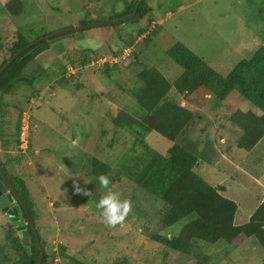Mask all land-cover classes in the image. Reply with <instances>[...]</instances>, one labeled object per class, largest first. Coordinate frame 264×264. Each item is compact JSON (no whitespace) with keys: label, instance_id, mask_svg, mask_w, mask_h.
Instances as JSON below:
<instances>
[{"label":"rangeland","instance_id":"1","mask_svg":"<svg viewBox=\"0 0 264 264\" xmlns=\"http://www.w3.org/2000/svg\"><path fill=\"white\" fill-rule=\"evenodd\" d=\"M147 1L151 11H157V6L161 5L165 13L172 14L162 22V33L154 42L155 53L152 54L150 42L157 26L149 21V16L133 18L135 21L132 19L125 24L72 32L50 42L49 63L45 56L39 62L30 60L22 66L23 81L11 94L6 95L0 89V162L9 178L17 184L21 180L20 188L23 185L28 190L30 212L44 244L46 264H262L264 247H258L254 239H251L254 244L241 237L232 244L218 242L214 245L194 240L185 253L172 251L155 241L154 236L177 237L193 218L167 227L160 215L167 203L168 186L162 184L158 173L154 178L146 173L138 181L154 155L170 160V149L175 143L154 134L149 142L151 146L148 144L150 151H146L141 139L115 126L112 115H127L137 122L145 117L135 101L139 98L140 84L136 76L156 63L154 55L157 59L162 56L174 69L180 70L170 50L177 43H188L201 57L207 56L213 62L225 61L226 72L238 62L252 59L264 44V0ZM137 2L0 0V65L21 45L38 36L122 19ZM182 3L186 10L175 14L176 7ZM144 7L146 9L147 4ZM130 51L131 57L127 56ZM101 60H105V64L100 68L97 62ZM259 69L255 67L254 90L263 74ZM109 78L110 81L117 78L118 84H110ZM123 79L129 85L125 86ZM210 95L214 97L213 93ZM81 100L95 105L93 117L87 118L88 124L76 122V113L80 115L76 105ZM230 101L237 102L244 110L237 111L233 118H241L239 114L260 118L263 115V111L254 108L238 93H232ZM192 123L186 139L198 145L204 161L211 158L212 152L217 157L219 142L223 141L216 139L214 143L203 133L195 136L192 130L196 123ZM78 135L84 136V148H91L90 143H93L92 150L97 156L86 154L99 160L102 175L110 176L108 189L98 182L101 174L95 177L83 168L86 154L82 157L76 149H68L74 147ZM244 135L243 131L229 140V147L242 149L241 145H248L251 140L242 139ZM69 153L71 159L64 156ZM239 153L248 156L247 169L254 172L255 167L256 174L261 172L263 147L254 154ZM81 161L82 169L78 173L76 164ZM202 164L208 163H197L195 172L203 178L209 167ZM68 167H73L72 172ZM231 174L235 180L249 179L237 170H232ZM248 176L257 178L250 172ZM109 190L120 193L122 199H130L132 205L125 220L114 226L103 223L94 207ZM233 193L232 188L231 196ZM259 196L260 191H257L256 197ZM25 224L28 226L27 220ZM9 234L34 244L32 232L28 228L17 230L0 207V262L17 264L23 252L6 238Z\"/></svg>","mask_w":264,"mask_h":264},{"label":"trees","instance_id":"2","mask_svg":"<svg viewBox=\"0 0 264 264\" xmlns=\"http://www.w3.org/2000/svg\"><path fill=\"white\" fill-rule=\"evenodd\" d=\"M144 4H147L146 0L139 6L134 19L150 17L148 5L146 10ZM138 5L139 0L134 9L128 11L124 16L132 14ZM134 19L132 21H135ZM149 21L152 22L151 19ZM41 37L43 36H38L32 41L21 45L18 51ZM60 37L45 41L25 51L0 77V89L6 95L11 94L13 89L23 81L20 72L22 66L48 52L50 42ZM171 51L175 63L184 69V75L173 85L155 66L148 67L137 76L140 83L138 99L145 117L137 122L127 115H123V117H113L112 115L115 126L127 129L135 135L136 139H141L146 151H150L146 137L152 132H157L175 143L170 149L172 155L170 160L159 154L154 155L151 159L152 162H149L150 165L138 177V181L146 173H149L148 177L151 178H154L158 173L162 184L168 186L166 191L168 196L165 198L167 203L164 212L160 215L161 220L167 227H174L188 217L193 218L177 237L154 236V240L172 251L180 253L187 252L194 240H200L211 245L218 242L232 244L242 235L256 237L264 247V202L247 224L243 226L235 224L237 205L224 197L222 193L225 191V187H213L195 172L197 163L207 162L212 164L216 157L215 153L212 152L211 158L204 161L203 152L197 148L198 145L186 139V134L190 130L192 122L196 123L197 116L191 111L179 107L176 101L168 98L174 86L176 89H184L188 92L204 87L213 93L214 100L218 101L226 99L233 92L240 94L254 108L263 111L261 118L253 114H239L238 116L241 118H234V123L245 132V137L242 139L251 140L248 145H241L242 149L251 151L264 136V44L252 59L241 61L227 77L219 75L182 43H177ZM8 61L0 65V70ZM255 67L260 68V74L261 71H263V74L259 79L258 88L254 90L252 84L255 82ZM255 123L257 124L255 125ZM201 142H199V146ZM194 144L196 148H193L192 145ZM85 157L83 166L85 171L95 177L104 173L98 169L100 163L97 158L88 154ZM0 176L2 179L1 172ZM11 182L21 194L22 199L25 200L30 211H32L27 188L23 185L21 188L19 186L20 183L23 184L22 181L18 180L19 184H17L15 180L11 179ZM31 214L33 213L31 212ZM24 216L26 217L25 214ZM28 229L33 235V245H30L26 238L22 239L13 234L6 237L15 249L23 252L17 264H38L40 259V248L29 222ZM46 260L44 259L43 264H46ZM0 264L5 263L1 261Z\"/></svg>","mask_w":264,"mask_h":264},{"label":"crops","instance_id":"3","mask_svg":"<svg viewBox=\"0 0 264 264\" xmlns=\"http://www.w3.org/2000/svg\"><path fill=\"white\" fill-rule=\"evenodd\" d=\"M148 4L149 3L147 1V5ZM151 10H150V19L152 20L154 27L157 26V31L156 33H154V36L150 42V46L153 47V50H152V54H153L154 45H155L154 42L157 38L160 37L162 30H163L162 22L166 20V18L171 17L172 14L165 13L161 5L157 6V11L156 10L151 11ZM185 10H186V5L182 3L176 7L175 14L182 13ZM149 33L150 32H147L146 34H149ZM184 45L187 48H189L192 52H194L199 58H201L208 66L214 69L222 77H227L232 72V70L241 62V61L238 62V64L233 69H230V71L226 72L224 70V68L226 67L225 61L222 60L219 63L213 62V60L209 57L207 58V56L201 57L202 55L199 54L196 50H194V48L188 43H185ZM172 48L170 50H172ZM50 55H51L50 51L40 55L37 58V62H39L40 59L46 56L47 60H49L48 61L49 63L51 61ZM153 57L154 59L156 58V63L152 66H155L163 74V76L167 80L170 81L171 84L174 85L175 82L178 81L184 75V69L181 68L179 65L177 66H179L180 70L174 69V67L169 65L162 56H160L159 59H157V55H154ZM95 77L101 78L96 75ZM108 80L110 84H114V82H117L118 84L117 78H113V81H110L112 80L110 78ZM123 80H124L125 86L129 85L126 79H123ZM136 81H137V76H136ZM16 88L17 86L15 87V89ZM233 93H236V92H233ZM210 94L211 92L208 91L204 87H200L193 92H188V90L179 89V88L176 89V87L174 86L172 90L170 91L168 98L169 100L176 101L179 107L181 108L184 107L186 110L191 111L193 114L197 116L196 124L193 128L194 131L192 130V133L194 132L195 136H199L200 133H203L205 134V137L207 138L209 137L208 139H210L213 142L216 141V139L217 141H220V140L223 141V142H219L218 148H217V145H215V148H217V157L215 161L212 164H202V165H207V167H209V169L207 168L205 169L202 176L213 187H220V186L225 187V191L222 194L224 195L225 198L235 202L237 205V211L235 215V224L237 226H243L250 221L253 214L261 207V205L264 202V179H263L264 165H263V169L261 170L259 174L255 173V167L254 169H252L254 172H251L249 169L246 168V165H245V162L248 159V156H241V154L239 153V152H244V151L237 147H229L230 144L228 143V141L233 140L235 136H238L239 134L243 132V130L237 124L234 123L233 116L237 111L244 112V110L239 108L237 102L230 101L232 93L226 99L220 100V101L214 100V97L211 98L212 96ZM128 99L131 105V97L128 96ZM135 101H136V104L140 106V104L138 103V99H136ZM94 106L95 105L92 102L89 103V102H85L82 100L78 101L76 105V110L80 113V115H77L76 113V122L81 123V124H84V123L88 124L90 120H87V118L90 115L91 117H93L92 112H93ZM79 107H81V109H79ZM79 110L80 111L83 110V111L80 112ZM47 112L49 115L51 114L49 113V111ZM41 116L42 114H40V117ZM51 117H52V114H51ZM53 119L55 123L54 116H53ZM93 124H94L93 126H95L97 122L94 121ZM154 134L160 135L157 132H152L148 134L147 143L150 146H151L150 143H151V137H152L151 135H154ZM75 139H76V143L74 142L75 143L74 147L73 148L70 147L68 149L72 151L76 149L81 154L82 157H84L86 153H90V154H93V156H97V155H94L95 152L92 150L93 143H90L91 148L86 149L83 147L84 146V141H83L84 136L78 135L76 136ZM65 140H67V138ZM262 147L264 148V136L251 151H245V152L254 154L258 152ZM64 156L66 157L68 156L71 159V153L65 154ZM70 163H72V161H70ZM82 163L83 161H81V164H76V170L78 171V173L81 172ZM201 167H204V166H201ZM68 168L70 172H72L73 167H68ZM232 170L240 171L243 174V176L249 178L248 181H244V179H242L241 181L235 180V178L231 174ZM248 172L254 174L257 178L255 177L253 179L250 178L248 176ZM232 188L234 189V193L231 196ZM257 191H260L259 197H256ZM241 237L246 238L249 241H251V239H254L258 247L262 246L256 237H246L242 235L239 237V239ZM242 245L243 244L239 246H242Z\"/></svg>","mask_w":264,"mask_h":264},{"label":"water","instance_id":"4","mask_svg":"<svg viewBox=\"0 0 264 264\" xmlns=\"http://www.w3.org/2000/svg\"><path fill=\"white\" fill-rule=\"evenodd\" d=\"M144 2V0H139V5L136 8V10L128 15L127 17H124L122 19H117L109 22H97V23H92L87 26H81L77 28H69L61 31H57L55 33L49 34L47 36L41 37L29 45H27L25 48L21 49L18 51L9 61L8 63L0 70V77L2 74L10 67L13 65V63L20 58V56L27 50L31 49L32 47L39 45L45 41H49L53 38L72 33V32H79L81 30H89V29H99L105 26H115L118 24H122L125 22H128L132 20L138 13L139 6ZM0 172L2 175V179H0V207L1 209L6 212L9 217L11 218V221L13 225L17 228V230L22 231V230H27L28 226L25 224V220L29 222V226L31 227L35 237L36 241L38 243V246L40 248V259L38 264H43L44 258H45V252L43 249V243L41 241V238L39 236L38 230L36 228L35 221L32 217V214L29 210V207L27 206L26 202L24 199L21 198L20 193L16 189V187L13 185L11 182L7 171L5 170L4 166L0 162ZM9 190H11L12 193H9ZM16 198H18L19 204L16 202ZM26 215L24 218L23 215Z\"/></svg>","mask_w":264,"mask_h":264},{"label":"clouds","instance_id":"5","mask_svg":"<svg viewBox=\"0 0 264 264\" xmlns=\"http://www.w3.org/2000/svg\"><path fill=\"white\" fill-rule=\"evenodd\" d=\"M98 182L103 188H109L110 179L107 175H100ZM76 190L77 192L80 191L79 188ZM84 195H91V193L84 192ZM131 206L130 199H122L120 193L111 190L102 196L94 205L98 217L103 223L109 226L123 222L131 211Z\"/></svg>","mask_w":264,"mask_h":264},{"label":"built area","instance_id":"6","mask_svg":"<svg viewBox=\"0 0 264 264\" xmlns=\"http://www.w3.org/2000/svg\"><path fill=\"white\" fill-rule=\"evenodd\" d=\"M127 56L131 57V56H132V51L128 52ZM103 61H105V60H101V61H98V62H97V65H99L100 68H101V66H102L103 64H105V62H103ZM100 62H101V63H100ZM24 132H25V131H24Z\"/></svg>","mask_w":264,"mask_h":264},{"label":"flooded vegetation","instance_id":"7","mask_svg":"<svg viewBox=\"0 0 264 264\" xmlns=\"http://www.w3.org/2000/svg\"><path fill=\"white\" fill-rule=\"evenodd\" d=\"M9 193H12L11 192V190H9ZM21 195V194H20ZM22 198V197H21ZM19 200H18V198H16V202L19 204V202H18ZM6 213V212H5ZM23 217L25 218V216L23 215Z\"/></svg>","mask_w":264,"mask_h":264}]
</instances>
